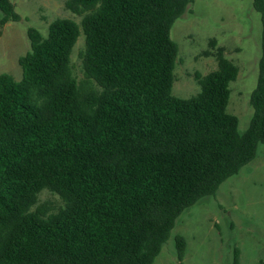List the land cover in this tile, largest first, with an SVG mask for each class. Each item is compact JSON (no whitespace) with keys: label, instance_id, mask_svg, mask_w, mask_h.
I'll return each mask as SVG.
<instances>
[{"label":"trees","instance_id":"1","mask_svg":"<svg viewBox=\"0 0 264 264\" xmlns=\"http://www.w3.org/2000/svg\"><path fill=\"white\" fill-rule=\"evenodd\" d=\"M191 0H67L82 17L27 30L22 77L0 75V264H154L179 217L264 145L262 54L245 132L228 112L238 66L218 48L201 92L173 94L175 22ZM0 0V29L20 22ZM81 34L83 79L71 56ZM216 46V40L211 41ZM48 191L63 202L39 206ZM180 264L186 242L177 236ZM239 260L236 251V262Z\"/></svg>","mask_w":264,"mask_h":264},{"label":"rangeland","instance_id":"2","mask_svg":"<svg viewBox=\"0 0 264 264\" xmlns=\"http://www.w3.org/2000/svg\"><path fill=\"white\" fill-rule=\"evenodd\" d=\"M11 1L22 20L0 29V75L6 73L20 80L19 60L31 48L28 28L34 27L46 36L53 21L71 19L80 24L82 17L66 8L67 0ZM262 32L254 0H191L189 11L171 30V39L179 46L173 94L189 98L200 93L198 77L218 69L214 55L223 48L239 68L237 80L230 84L228 112L239 118V130L245 132L254 113L250 100L258 81ZM212 40H216L215 47ZM84 50L85 37L81 34L71 56L79 81L84 77ZM39 206L53 213L63 202L44 191ZM177 236L186 242L183 264H264V145L259 146L251 163L221 185L215 196L204 198L179 217L154 264H180Z\"/></svg>","mask_w":264,"mask_h":264}]
</instances>
